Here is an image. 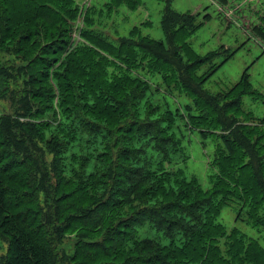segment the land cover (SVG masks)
Listing matches in <instances>:
<instances>
[{
    "label": "rangeland",
    "instance_id": "obj_1",
    "mask_svg": "<svg viewBox=\"0 0 264 264\" xmlns=\"http://www.w3.org/2000/svg\"><path fill=\"white\" fill-rule=\"evenodd\" d=\"M4 1L7 0H0V26L3 19L11 20ZM8 1L22 6L32 4L27 10L33 16H44L43 9L48 7L64 18L76 12L77 16L66 17L73 30H58L76 46L69 57L80 49L96 63L102 58L108 63L105 71L110 84L125 78L138 79L133 90L124 95H120L122 89L114 90L110 92L112 97L105 99L98 91L97 81L90 78L87 83L94 89L88 92V101L75 97L72 90L61 101L63 93L53 81L57 66L66 56L54 55L58 31L50 32L47 27V34L40 31L37 38L36 23L32 27L15 25L12 20L4 23L8 29L0 35V69H8L0 80V95L12 93L1 101L0 113L2 117L20 116L22 122L30 123L28 133L48 151V161L56 162L52 180L60 181L62 193L82 186L83 194H74L71 200L60 204L61 208H68L67 212L95 210L112 198L113 180L101 175L113 170L115 179L117 172L114 160L103 159L114 143L113 133L125 127L126 132H120L125 138L121 148L135 153L131 164L149 181L154 203L172 192L179 194L182 189H191L192 198L188 201L196 198L194 190L198 197L215 194L219 205L212 208L220 215H210L205 221L207 225L222 227V255L233 236L242 239L239 245L250 255L259 256L260 251L264 254V0ZM69 1L74 4L65 6ZM168 14L180 18L173 24L170 19L169 31L165 27ZM86 31L90 43L82 37ZM27 32H33L28 41L23 36ZM130 43L136 46L138 67L126 66L114 58L117 54L124 59L126 44ZM141 48L151 50L156 57L143 55ZM53 56L60 59L51 61L49 66L46 57L52 60ZM42 62L47 66L43 67ZM87 119L99 133L83 129ZM58 125L66 128L62 130L68 143L64 153L66 142L58 134ZM58 136L64 143L60 144ZM56 147L62 154L57 153ZM58 154L66 160L57 159ZM82 155H88L86 170ZM98 176L106 183L97 181L94 185ZM89 178L93 188L87 193L81 181ZM50 198L42 194L43 207ZM132 202L122 206L109 204L87 220L81 218L82 228L76 226L67 232L61 249L69 255H75L77 249L83 259L88 255L93 262H99L108 253L112 255L107 260L120 261L144 240H154L167 248H184L182 234L176 232L170 237L154 223H147L138 228L137 236L128 235L123 248L108 250L103 243L107 230L140 207V202ZM120 227L123 225L111 230L116 233ZM205 233L215 235L212 231ZM201 240L200 236V245ZM87 242L88 246H83ZM212 246L213 242H208L206 252ZM7 250V243L0 236V262ZM207 258L198 264H205Z\"/></svg>",
    "mask_w": 264,
    "mask_h": 264
},
{
    "label": "trees",
    "instance_id": "obj_2",
    "mask_svg": "<svg viewBox=\"0 0 264 264\" xmlns=\"http://www.w3.org/2000/svg\"><path fill=\"white\" fill-rule=\"evenodd\" d=\"M4 2L10 9L7 14L10 15L15 25L24 26L26 24L32 27L33 24H38L39 28L35 32L37 38L41 33L42 35L47 34V29L50 32L54 30L57 32L62 28L70 31L71 27L73 30V26L66 17L69 18L72 15L77 16L76 12L64 18L61 15L60 17L55 14L52 8H45L43 5L41 8H45L43 10L46 14L44 16H33L27 10L32 4L27 3L22 6L10 3L8 0ZM72 3L74 4L73 1H69L65 6L69 5L71 7ZM25 14L29 18H22ZM168 16L165 27L169 31L168 24L170 19L173 24L176 20H180V18L172 16L171 14H168ZM7 20L11 21L8 18L2 20L0 35L8 29L4 26ZM182 21L189 24L187 18H183ZM32 33L27 32L24 34V40L28 41ZM57 36L59 37V42L57 43V47H55L56 53L54 55H66L63 63L59 65L55 64V66L58 65V68L53 79V81L56 80L57 85L59 84L60 93H63L61 101L64 100V96L70 94L68 93L70 90L74 91L75 97H83L88 101V92H92V89H94L87 83L90 78L97 81L99 85L98 91L105 99L112 97L110 94L111 91L122 89L120 95H124L135 88L134 85L138 79L133 77L132 79L125 78L123 80H116L113 84H110L108 82V74L105 71L108 63L103 62L102 58L98 61L99 63H96L93 61L92 56L88 55V52L81 51L80 49L75 53V56L69 57V53L76 46L74 47V44L72 45V41L70 38L68 39L67 35L61 36V33H59ZM82 37L90 43L88 31L82 33ZM92 42L95 45L105 48L100 42L93 40ZM126 45L128 52L124 54L125 58L122 59L121 56L113 53L116 55L114 58L126 66L138 67L134 52L136 49L135 44L130 43ZM156 46L164 50L160 51L166 52L161 45ZM85 47L88 48V46ZM141 53L156 57L149 49L143 50L141 48ZM45 56L46 54L43 53L42 58L45 59ZM52 58V60H49L46 57L49 66L51 61H58L60 59L59 56L57 58L53 56ZM42 66L46 67L47 65L42 62ZM47 68L51 69L52 67ZM7 69V67L0 69V80L5 77L4 75ZM0 90L2 91L1 86ZM105 90L109 92H105ZM11 93L12 91H7V93L0 95V108L1 101L6 96L10 98ZM4 116L2 117L0 113V236L7 243L8 250L1 258L0 264H198L203 257H208L205 264H264V254L260 251L261 249L259 250V256L250 255L248 251H244L240 247L239 244L242 242V239H239L237 236L232 237L226 253L222 255L219 239L224 231L221 226L214 227V225H207L205 221L210 215L212 217L220 215L214 212L215 208H212V206L217 207L219 205L215 200L217 197L215 194L208 197H198L197 190H194L196 192V198L188 201V198H192L191 189L190 191L182 189L179 194L172 192L167 194L168 196L162 201L159 200L154 203V194H152V189L147 184L149 181L146 180L134 164H131V161L135 160V153L132 150L124 151L121 148V142L125 138L121 136L120 132H126L125 127L117 128L118 131L113 133L114 143L110 145V150L106 151L108 153L107 157L103 159L114 160L113 165L115 166V172H117L115 173V179H112L114 174L113 170H111L110 174L104 172L101 175L104 177L109 176L110 181L113 180L112 198L103 202L102 204L104 206H98L95 210L86 209L82 212L80 210L67 212L69 209L66 208L64 210L60 204L71 200L74 194H78V196L79 194L82 195V186H77L70 193H62L60 190V181L55 182L52 180L53 174L56 173V162L54 161L55 164L50 163L46 158L48 151L40 147L36 138L30 136L28 133V129L31 130L30 127H32L30 123L22 122L20 116L17 115L6 116L4 114ZM85 122L87 124L83 127L85 131L88 132V129H91L93 132L99 133L97 126L89 123L88 119ZM58 128L61 130L58 133L59 136L66 142L65 146L63 144L62 153H64L68 149V143L65 139L67 134L62 130L66 128L63 125H58ZM55 141L58 142V139L55 138ZM59 141L61 144L62 139L60 138ZM51 151L50 149L49 152L51 153ZM60 152L61 149L59 152L57 151V153L62 154ZM114 152L117 153L116 156ZM59 154L57 155V159ZM62 156L60 155L59 159L65 161L66 159ZM82 158L84 160L83 167L87 168L89 161L88 155H82ZM54 165L55 167H53ZM76 174L79 173L76 171ZM91 178L81 181L85 184L83 185L85 192L93 188L91 184L93 180ZM123 180H125V183ZM95 181L93 183L94 185L97 184V181H100L102 184L106 183L103 181V177L100 176ZM88 183L91 184L90 188L88 186L86 188ZM42 194L51 196L45 207H43L41 202ZM143 196L145 197V201H142ZM131 201H133L132 203L140 202V207L134 208L129 215L119 218L118 223L107 230L109 232H106L107 235L104 237L103 243L104 246H108V250L109 248L115 247L118 248L117 251L120 250L122 246H125L124 242H126L128 235L137 236L138 228L145 226L147 223L150 226L155 224L158 230L170 237L176 232L182 234L184 248H167L154 240H144L143 242H139L135 246V249L125 255V258L120 261L107 260L112 255L108 253V255L104 254L106 258H103L99 262H93L91 258H88V255L87 258L85 257L83 259L84 257L81 255V251L78 252L77 249L75 250V255H69L61 249L67 232L73 230L76 226L82 228L80 224V222L83 223L81 218L87 220L88 217L99 213L100 208L105 209L109 204L119 203L122 206L127 203L129 204ZM121 206H116L115 208ZM99 221L100 218L97 222ZM120 224L123 227L118 229L119 232H112ZM128 226H132V229H126ZM205 231L207 233L211 231L215 232V235L210 236ZM113 235L115 236L114 238H112ZM200 236L202 239L201 245L199 242ZM205 240L206 245L204 246ZM210 241L213 242L214 246L210 247L209 251L206 252V246ZM83 246L87 247L88 242ZM80 248L85 249L84 247Z\"/></svg>",
    "mask_w": 264,
    "mask_h": 264
}]
</instances>
